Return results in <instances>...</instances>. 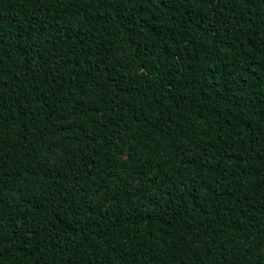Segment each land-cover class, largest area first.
<instances>
[{"label": "trees", "instance_id": "obj_1", "mask_svg": "<svg viewBox=\"0 0 264 264\" xmlns=\"http://www.w3.org/2000/svg\"><path fill=\"white\" fill-rule=\"evenodd\" d=\"M0 264H264V0H0Z\"/></svg>", "mask_w": 264, "mask_h": 264}]
</instances>
